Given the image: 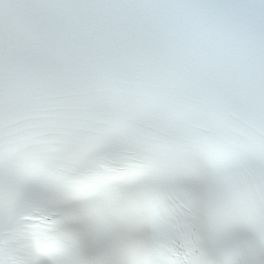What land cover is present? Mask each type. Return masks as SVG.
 <instances>
[{
	"label": "snow or ice",
	"instance_id": "6c2138e0",
	"mask_svg": "<svg viewBox=\"0 0 264 264\" xmlns=\"http://www.w3.org/2000/svg\"><path fill=\"white\" fill-rule=\"evenodd\" d=\"M0 264H264V0H0Z\"/></svg>",
	"mask_w": 264,
	"mask_h": 264
}]
</instances>
